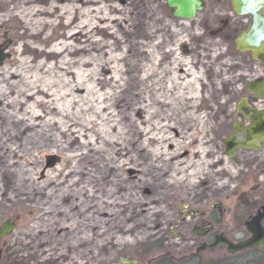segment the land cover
Wrapping results in <instances>:
<instances>
[{"label":"rangeland","instance_id":"374dc122","mask_svg":"<svg viewBox=\"0 0 264 264\" xmlns=\"http://www.w3.org/2000/svg\"><path fill=\"white\" fill-rule=\"evenodd\" d=\"M0 22V228L14 223L0 264L176 255L185 204L246 217L236 205L264 187V151L210 145L207 111L232 100L204 95L196 19L165 0H0Z\"/></svg>","mask_w":264,"mask_h":264},{"label":"flooded vegetation","instance_id":"af4514ba","mask_svg":"<svg viewBox=\"0 0 264 264\" xmlns=\"http://www.w3.org/2000/svg\"><path fill=\"white\" fill-rule=\"evenodd\" d=\"M199 1L201 8L194 19L199 42L197 67L205 81L204 95L212 100V105H217L220 97L225 98L223 102L232 100L218 114L217 108L207 111L209 120L215 119V128L222 132L210 137V145H221L224 149V140L229 138L234 125L240 124L242 129L235 132V139L248 146L238 148L235 155L239 151L256 155L264 151V131H254L260 134L251 139L252 132L246 128L253 123L254 114L264 110V0ZM9 48L10 43L0 42V54L10 53ZM204 49L212 50L214 57L220 56L203 58ZM259 121L264 126V119ZM245 196L253 201L236 205L248 211L244 219L223 218L217 205L191 210L185 204V213L175 224L178 230L171 232L179 240L166 246L177 248L176 255L171 250L164 251L165 246L157 245V251H144L138 246L131 254L118 257V261L120 264H264V247L260 245L229 249L252 237L248 224L257 215L261 216L259 221L264 231V187L251 188Z\"/></svg>","mask_w":264,"mask_h":264},{"label":"water","instance_id":"95a60500","mask_svg":"<svg viewBox=\"0 0 264 264\" xmlns=\"http://www.w3.org/2000/svg\"><path fill=\"white\" fill-rule=\"evenodd\" d=\"M166 8L171 10L172 16L178 19H191L196 15L197 10L201 8V2L199 0H165ZM10 58L9 53L0 54V65H2L3 61ZM255 119H253V123L246 128V130H250L252 132L250 138H256L259 136V133H253L254 131H264V126H262L259 120L264 119V110L257 112L254 114ZM242 127L240 124H235L232 133L230 134L228 139L224 140V153L227 154L230 158L234 157L235 150L239 147H247L246 142L236 141L235 132L237 130H241ZM257 145L254 146L257 149ZM57 161V157L54 155L47 156L45 159V168L51 167ZM260 215H257L253 218V220L248 224V228L252 233V237L244 242L231 245L229 249L231 250H240L250 245H260L264 247V231H262L260 225ZM14 223L9 220H5L1 224L0 228V239L10 234ZM125 262H134L131 260L124 259Z\"/></svg>","mask_w":264,"mask_h":264},{"label":"bare ground","instance_id":"6f19581e","mask_svg":"<svg viewBox=\"0 0 264 264\" xmlns=\"http://www.w3.org/2000/svg\"><path fill=\"white\" fill-rule=\"evenodd\" d=\"M31 23V22H30ZM35 31V30H34ZM54 49V48H53ZM57 50V49H56ZM208 54V53H207ZM205 60V59H204ZM156 66V65H155ZM188 70V69H187ZM187 73H188V71H187ZM185 75V74H184ZM200 77V76H199ZM198 79V78H197ZM25 87V86H24ZM55 94V93H54ZM41 98H42V96H41ZM108 104V103H107ZM5 105V104H4ZM191 109V108H190ZM8 110V109H7ZM150 110V109H149ZM8 114V113H7ZM30 115V114H29ZM61 117V116H60ZM37 122V121H36ZM135 122V121H134ZM141 125V124H140ZM157 138V137H156ZM117 141V140H116ZM204 143V142H203ZM157 147V146H156ZM209 148V147H208ZM155 149V148H154ZM161 149V148H160ZM113 154V153H112ZM166 156V155H165ZM203 157V156H202ZM168 158V157H167ZM196 162H198V161H196ZM199 163V162H198ZM198 163H197V165H198ZM177 165V164H176ZM201 166V165H200ZM176 167V166H175ZM193 167V166H192ZM191 170V169H190ZM94 174V173H93ZM183 177V176H182ZM188 177V176H187ZM166 185V184H165Z\"/></svg>","mask_w":264,"mask_h":264},{"label":"trees","instance_id":"16d2710c","mask_svg":"<svg viewBox=\"0 0 264 264\" xmlns=\"http://www.w3.org/2000/svg\"><path fill=\"white\" fill-rule=\"evenodd\" d=\"M5 264H7V263H5Z\"/></svg>","mask_w":264,"mask_h":264}]
</instances>
